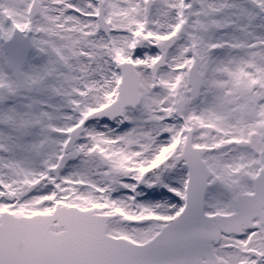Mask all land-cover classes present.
I'll use <instances>...</instances> for the list:
<instances>
[{
  "label": "snow or ice",
  "instance_id": "1",
  "mask_svg": "<svg viewBox=\"0 0 264 264\" xmlns=\"http://www.w3.org/2000/svg\"><path fill=\"white\" fill-rule=\"evenodd\" d=\"M0 264H264V0H0Z\"/></svg>",
  "mask_w": 264,
  "mask_h": 264
}]
</instances>
